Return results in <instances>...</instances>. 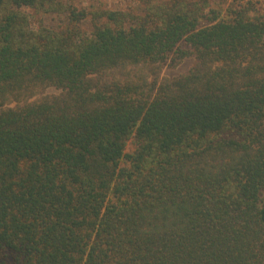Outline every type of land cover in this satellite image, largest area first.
Listing matches in <instances>:
<instances>
[{"label": "trees", "instance_id": "1", "mask_svg": "<svg viewBox=\"0 0 264 264\" xmlns=\"http://www.w3.org/2000/svg\"><path fill=\"white\" fill-rule=\"evenodd\" d=\"M211 1L0 0V264H264V17Z\"/></svg>", "mask_w": 264, "mask_h": 264}, {"label": "rangeland", "instance_id": "2", "mask_svg": "<svg viewBox=\"0 0 264 264\" xmlns=\"http://www.w3.org/2000/svg\"><path fill=\"white\" fill-rule=\"evenodd\" d=\"M79 8L89 9H106V10H134L136 13L141 12L139 0H73ZM213 8L225 14L230 6L244 5L253 9L255 15L264 17V0H212ZM44 24L48 28H58L65 24L66 15L45 14L42 16ZM90 20V21H89ZM83 24V33L90 34L93 30L91 19ZM193 65V59H184L176 67H163L160 72V79H174L186 73ZM47 95L59 94L54 88H49L45 92ZM135 150L132 141L129 142L128 151Z\"/></svg>", "mask_w": 264, "mask_h": 264}]
</instances>
